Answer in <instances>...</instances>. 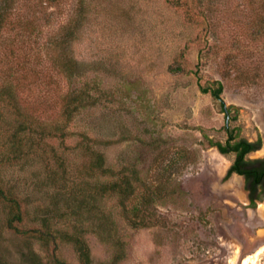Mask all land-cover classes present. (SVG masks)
I'll return each instance as SVG.
<instances>
[{"label": "rangeland", "instance_id": "1", "mask_svg": "<svg viewBox=\"0 0 264 264\" xmlns=\"http://www.w3.org/2000/svg\"><path fill=\"white\" fill-rule=\"evenodd\" d=\"M40 2L0 0V184L23 201L19 228L47 215L70 231V191L132 175L126 210L98 197L81 214L91 264H238L255 254L264 201L251 208L243 178L223 179L233 155L210 141H225L224 114L200 87L221 82L230 127L260 138L248 157H264V0ZM69 59L71 77L60 69ZM66 93L82 105L63 128ZM82 134L112 176L88 170ZM145 199L134 226L130 209ZM5 217L0 202V264H80L72 245L16 234ZM252 264H264V250Z\"/></svg>", "mask_w": 264, "mask_h": 264}, {"label": "trees", "instance_id": "2", "mask_svg": "<svg viewBox=\"0 0 264 264\" xmlns=\"http://www.w3.org/2000/svg\"><path fill=\"white\" fill-rule=\"evenodd\" d=\"M41 4L51 5L56 4L62 0H40ZM7 8L0 9V28L3 26V22L6 21ZM8 17V16H7ZM63 74L67 77L73 75L74 62L69 59L60 67ZM202 93H209L213 99L218 101L221 107V111L224 114V131L226 133V139L223 143L210 141V146L216 148L221 155H233V160L230 166L227 168L224 180H227L231 175L236 174L243 178L244 189L247 193V199L251 208L255 207L257 202L264 201V157L251 159L248 156L258 151L261 148V139L257 138L254 141H249L240 135L239 127H230V112L233 107H226L225 103L221 99L223 91V85L221 82L215 81L212 86L200 87ZM71 93H66L62 103V116H64L63 128L68 123H71L73 115L76 113L79 106L82 104V99L78 96L71 97ZM59 130V129H58ZM68 131H62L59 135L61 139H65L68 136ZM83 142H89L86 144L87 155V168L93 174L110 175V169L105 166L104 157L101 152L88 147L91 144V139L85 134L83 135ZM90 146V145H89ZM86 164V163H85ZM114 179L108 182L100 184H94L91 189H76L70 191L75 198V208L66 213L68 216L75 218V221L71 225L70 231L59 230L52 228V217L43 216L37 219L39 226L30 227L27 229L19 228V225H23L26 217V210L23 205V201L13 195L9 190L4 189L0 184V202L6 208L5 227L20 235H28L30 238H34L38 241H44L46 243L49 240L54 241L58 239L61 242L72 245L77 259L80 264H91L89 247L84 239V230L81 228V214L83 210L90 207L89 201H95L98 197H111L116 196L119 200V205L123 210L127 209V203L133 200L135 195V188L133 187L132 175H122L117 177L114 175ZM149 199H145V202L140 204L135 203L130 209L129 221L134 226L142 224L143 210L145 204ZM65 216V214H64ZM34 220V219H33ZM77 220V222H76ZM53 264H69L61 259H53Z\"/></svg>", "mask_w": 264, "mask_h": 264}, {"label": "bare ground", "instance_id": "3", "mask_svg": "<svg viewBox=\"0 0 264 264\" xmlns=\"http://www.w3.org/2000/svg\"><path fill=\"white\" fill-rule=\"evenodd\" d=\"M262 210H264V204H262ZM264 250V245L256 251L255 254L251 256H245L244 258L239 259L238 264H252L255 262V259L258 254H260ZM237 252V250H236Z\"/></svg>", "mask_w": 264, "mask_h": 264}, {"label": "flooded vegetation", "instance_id": "4", "mask_svg": "<svg viewBox=\"0 0 264 264\" xmlns=\"http://www.w3.org/2000/svg\"><path fill=\"white\" fill-rule=\"evenodd\" d=\"M248 200V199H247Z\"/></svg>", "mask_w": 264, "mask_h": 264}, {"label": "water", "instance_id": "5", "mask_svg": "<svg viewBox=\"0 0 264 264\" xmlns=\"http://www.w3.org/2000/svg\"><path fill=\"white\" fill-rule=\"evenodd\" d=\"M241 259V258H240Z\"/></svg>", "mask_w": 264, "mask_h": 264}]
</instances>
